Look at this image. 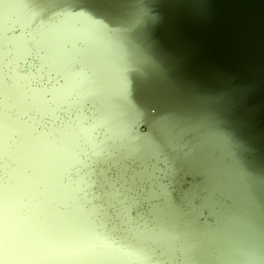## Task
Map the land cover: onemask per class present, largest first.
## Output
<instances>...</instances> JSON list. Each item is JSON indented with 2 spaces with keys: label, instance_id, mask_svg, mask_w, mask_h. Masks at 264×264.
I'll use <instances>...</instances> for the list:
<instances>
[{
  "label": "water",
  "instance_id": "1",
  "mask_svg": "<svg viewBox=\"0 0 264 264\" xmlns=\"http://www.w3.org/2000/svg\"><path fill=\"white\" fill-rule=\"evenodd\" d=\"M33 7L22 11L30 16ZM42 22L65 35L60 51L76 86L60 99L52 90L65 85L63 73L43 61L37 44ZM87 32L106 48L115 71L93 56ZM18 37L22 50L12 41ZM0 51L5 82L11 85L16 71L28 102L32 91L43 94L44 111L14 107L13 117L36 131L79 124L84 130L63 183L78 181L83 209L96 210L87 217L93 249L108 242L124 250L134 232L145 231L159 264H185L191 237L201 239L199 252L210 244L212 259L222 252L242 260L244 252L249 264H264V214L226 179L247 182L264 208V0H53L24 25L12 12L0 25ZM99 109L123 131L111 137L97 120ZM16 142L13 135L9 145ZM12 166L8 154L0 156L1 181Z\"/></svg>",
  "mask_w": 264,
  "mask_h": 264
},
{
  "label": "rangeland",
  "instance_id": "2",
  "mask_svg": "<svg viewBox=\"0 0 264 264\" xmlns=\"http://www.w3.org/2000/svg\"><path fill=\"white\" fill-rule=\"evenodd\" d=\"M48 1L53 0H0L1 27L7 23L12 12H17L18 20L21 24H26L29 19L36 18L37 7H42ZM28 3L34 5L30 16H26L22 11ZM38 33L37 44L45 49L43 61L55 63L52 66L60 69L65 78L63 87L52 90L54 98L60 99L70 88L76 86L69 68L68 56L60 51V43L64 41L65 35L60 26L48 22H42ZM87 33L91 38L93 56L95 55L96 60H102L108 69L115 71L116 67L106 48L99 46L91 32ZM12 41L16 43L17 50H22L17 48L19 43H24L21 37ZM19 53L17 51V54ZM2 55L0 51V59ZM99 77L94 73L92 80L99 81ZM20 82L16 71L12 74L11 85L5 82L0 72V106L3 107L0 110V156L8 154L13 163L7 171V181L0 180V242L7 244L8 248L6 254L0 251V264H132L133 258L138 264H159L150 257V250L145 243L151 235L145 231L134 232L133 241L128 243L124 250L114 251V247L108 242L104 244L102 250L93 249L91 244L94 237L93 229L87 219L90 210L86 212L83 209V200L81 204L76 197L80 183L78 181L63 183L64 173L77 161L74 153L76 137L84 133V130L79 124L72 130L52 128L49 131H36L35 127L13 117L11 110L14 107L22 114L28 111L30 104H34L40 111L45 110L42 105V90L31 92L30 103ZM172 93L178 97V89H173ZM188 109L189 107L181 108V113L190 119L192 117ZM103 114V110L99 109L97 120L107 126L111 137L112 134L123 131L121 127L116 129L117 127L105 119ZM13 135H17V142L12 148L9 142ZM108 142L109 140L105 139L103 145L107 146ZM130 142V148L139 152L138 147ZM90 145L98 155L97 145L93 142H90ZM226 179L241 193L249 195L264 214L263 206L247 182L229 175ZM69 202L71 206H68ZM50 205L53 206L52 209ZM60 205L68 208L60 210L58 209ZM93 211L96 210L92 207L91 212ZM154 213L158 226L162 228L160 212L155 208ZM171 216L175 221L177 217L173 211ZM195 243L199 244L202 241L199 237H191L183 247L185 264L250 263L247 256L244 258V252L242 260L229 259L222 252L217 258L212 259L209 254V243H203L204 247L200 252L197 251ZM246 249L251 248L246 246ZM232 251L235 252L233 249Z\"/></svg>",
  "mask_w": 264,
  "mask_h": 264
},
{
  "label": "snow or ice",
  "instance_id": "3",
  "mask_svg": "<svg viewBox=\"0 0 264 264\" xmlns=\"http://www.w3.org/2000/svg\"><path fill=\"white\" fill-rule=\"evenodd\" d=\"M0 251H3L6 254L8 251L7 244L0 242Z\"/></svg>",
  "mask_w": 264,
  "mask_h": 264
}]
</instances>
